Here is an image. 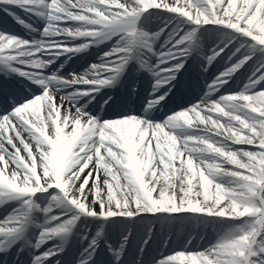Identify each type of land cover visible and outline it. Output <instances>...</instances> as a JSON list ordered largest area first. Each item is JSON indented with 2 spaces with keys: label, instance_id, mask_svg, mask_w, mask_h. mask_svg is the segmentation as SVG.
Here are the masks:
<instances>
[{
  "label": "snow or ice",
  "instance_id": "obj_1",
  "mask_svg": "<svg viewBox=\"0 0 264 264\" xmlns=\"http://www.w3.org/2000/svg\"><path fill=\"white\" fill-rule=\"evenodd\" d=\"M0 11L27 33L0 29V72L35 86L0 111V253L63 264L76 237L67 264H97L101 244L108 264H264V0H0ZM155 13L165 20L150 31ZM209 29L219 39L203 51ZM101 43L84 71L52 70ZM194 55L205 72L223 61L206 91L148 119ZM132 64L152 78L144 115L105 119L78 103ZM177 226L187 242L169 247Z\"/></svg>",
  "mask_w": 264,
  "mask_h": 264
},
{
  "label": "bare ground",
  "instance_id": "obj_2",
  "mask_svg": "<svg viewBox=\"0 0 264 264\" xmlns=\"http://www.w3.org/2000/svg\"><path fill=\"white\" fill-rule=\"evenodd\" d=\"M33 23H35V21H33ZM18 29H20V28H18ZM22 31H23V34H27V33H25V30H22ZM218 39H219V37H215V38L213 37L212 30L209 29L207 33H204L201 36L202 50L203 51H207V49L211 48L212 47V44L215 43L216 40H218ZM101 46H102V48L94 56V59L96 61H97V58L102 54V52L106 51L107 50V47H108V45L105 44V43H101ZM88 49H86V50H84L82 52H79V54L82 53V56L84 57L87 54ZM193 57L197 58L198 60H202V57H200L198 55H194ZM67 58L68 57H60V59L57 61L56 65L53 67V69L55 70V68H59L60 67V64H63V68H60V72H62L64 70V68H65V62H66V59ZM220 62H221L220 64H222V61H220ZM217 64L218 63L214 62L213 65H217ZM81 65H82V63H79V66H81ZM250 67H251V65H249L246 68L241 69L239 71V73H237L234 76V78L231 79L228 82V84L226 85V89L227 90H230V91H238L242 87V84L245 82V80L247 78V74H248V70L247 69H250ZM141 71H142V75L141 76H138L137 78L139 80V85H142L143 86L142 88L145 89L146 84L152 78H151L150 74L147 71H144V70H141ZM191 71L193 73H196V74L191 75V73H192L191 72V73L188 74V76H185L184 73L177 75L176 82H175V85H174V87H175V93L176 92H181L182 90L183 91H186L188 93V92H190L192 90V88H193V87L191 88L192 85H199L201 87V93L193 101L187 102V103H185V105H182V106H187L190 103H195L196 100H198L203 95L204 91H206L205 85L211 79L209 77V75L204 74V73H199L200 71L198 72L197 71V68H192ZM10 76H13V75H10ZM238 77H240L241 79H237ZM232 80H236V83L237 84L236 85L235 84L231 85L230 82H232ZM147 92H148V90H146V89L143 92V96L145 98H146ZM170 113H164V114H160V115H147V118L150 119V120L162 121ZM154 221L157 223V227L160 228L161 226H160L159 222L156 221L155 219H154ZM199 231H200V235H203L206 238H211L212 235H213L212 229H210V228H208V229H203L202 228V229H199ZM111 234L115 237L114 232H110V235ZM193 235L194 236L196 235L195 230L193 231ZM158 237H159V234H158ZM174 237H177L179 239H182L185 243L187 242V236H186L184 230L181 229L179 226H177L175 228L174 233L172 234V238H174ZM165 238H167V237H165ZM194 241L197 242V244L195 246H198L200 244V241H201L200 240V237L199 236H196V239ZM74 243L76 245V249H78L80 247V244H81V242L78 240V238L73 237V239L71 241V244H74ZM98 253H100L102 255L108 256V253L104 249L103 244H101V247L98 250Z\"/></svg>",
  "mask_w": 264,
  "mask_h": 264
},
{
  "label": "rangeland",
  "instance_id": "obj_3",
  "mask_svg": "<svg viewBox=\"0 0 264 264\" xmlns=\"http://www.w3.org/2000/svg\"><path fill=\"white\" fill-rule=\"evenodd\" d=\"M199 90H196V91H194L193 93H191V94H189V96H187V99H190V98H192L194 95H196L197 94V92H198ZM174 246H176L175 245V242L173 241V243L171 244V245H169V247H174ZM164 250V248L162 249V251ZM72 255L73 254H71V257H72ZM98 258H101V257H98ZM70 260V257H68L65 261V263H67L68 261ZM107 260V259H106ZM126 264H127V262H126Z\"/></svg>",
  "mask_w": 264,
  "mask_h": 264
}]
</instances>
